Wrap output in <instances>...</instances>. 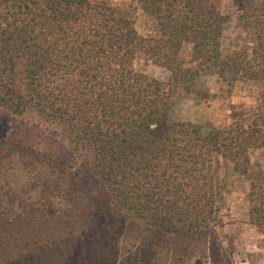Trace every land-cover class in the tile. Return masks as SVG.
I'll return each mask as SVG.
<instances>
[{
	"label": "trees",
	"instance_id": "obj_1",
	"mask_svg": "<svg viewBox=\"0 0 264 264\" xmlns=\"http://www.w3.org/2000/svg\"><path fill=\"white\" fill-rule=\"evenodd\" d=\"M139 1L160 38L103 0H0V109L56 125L67 147L62 159L0 124V264H232L217 231L221 159L250 182L264 230V167L250 158L264 112L234 106L204 130L176 109L204 72L264 82V5L235 0L254 48L224 55L227 0ZM186 43L194 59L179 64ZM145 47L167 83L136 70Z\"/></svg>",
	"mask_w": 264,
	"mask_h": 264
},
{
	"label": "rangeland",
	"instance_id": "obj_2",
	"mask_svg": "<svg viewBox=\"0 0 264 264\" xmlns=\"http://www.w3.org/2000/svg\"><path fill=\"white\" fill-rule=\"evenodd\" d=\"M103 1L131 18L138 33L146 40L161 37L155 19L144 11L139 0ZM257 2L264 5V0ZM221 9L230 16L222 39L224 55L243 50L252 53L254 43L252 36L248 35L253 32V28H250L246 20L239 18L235 0L222 2ZM257 14L263 16L264 10L260 9ZM191 50V44L183 45L177 59L179 64L192 63L194 56ZM135 68L138 72L165 83L172 76L164 59L157 56L153 47H145L139 51ZM195 89L193 94H183L178 98L176 109L183 120L199 125L204 130L228 125L234 106L264 112V82L241 79L228 85L218 75L204 72L197 78ZM202 91L210 93L209 99L200 97L199 93ZM0 124L7 127L10 133L14 132L24 137L23 139L29 138L27 143L33 144L37 149L44 151L53 146L54 153L64 159V148H67L66 144L64 147V132L56 125L38 118L34 113L17 116L3 109H0ZM50 139H55L56 143L50 145ZM250 158L254 170L264 167L263 149H252ZM218 173L222 201L217 231L224 240V252L232 264H264V230L257 227L250 218V182L235 174L232 163L223 159L218 164Z\"/></svg>",
	"mask_w": 264,
	"mask_h": 264
}]
</instances>
